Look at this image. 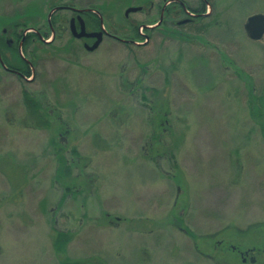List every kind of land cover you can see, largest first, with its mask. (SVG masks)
Segmentation results:
<instances>
[{
	"label": "rangeland",
	"instance_id": "obj_1",
	"mask_svg": "<svg viewBox=\"0 0 264 264\" xmlns=\"http://www.w3.org/2000/svg\"><path fill=\"white\" fill-rule=\"evenodd\" d=\"M166 2L0 0V264H242L231 246L264 244V39L246 30L264 0L150 32ZM78 11L110 34L96 51ZM15 47L27 79L4 70Z\"/></svg>",
	"mask_w": 264,
	"mask_h": 264
},
{
	"label": "flooded vegetation",
	"instance_id": "obj_2",
	"mask_svg": "<svg viewBox=\"0 0 264 264\" xmlns=\"http://www.w3.org/2000/svg\"><path fill=\"white\" fill-rule=\"evenodd\" d=\"M173 3L174 2H171V0H167L165 6H161L162 13H161V10H160V16H158L159 17V21H157V23L154 24L155 27H147V29L148 28L150 29V32L153 31L154 29H159L160 30V29H162V27L166 28V26L169 25L168 27L171 28L170 30L175 31L176 34L177 33H182L185 30L184 27H188L189 26V27H194V29H196L198 24L196 23L195 20L201 18L199 16H202L203 19L205 18L206 4H207L206 0H200V4L199 5H201V6L199 8H197V7L196 8L187 7V5H185L184 1H180V2L175 3V4H173ZM173 7L175 9L171 10ZM60 8L63 9V10L65 9V7H63V6L59 7V9ZM67 8H68V6H67ZM203 9L205 10L204 13H202V14L198 13L200 10H203ZM66 10H68V9H66ZM70 10H71V8H70ZM73 12L76 13V11H73ZM173 13H176V16L180 17L179 21L172 20L173 19V17H172ZM87 14L88 13H80V14L77 13L76 17H72L71 18V20L75 19L74 21L76 23L77 29L79 30V28H80L79 27L80 26L79 25V23H80L79 21L80 20H78L79 19L78 17H81L82 21H84L85 26H86V30L85 31H87L88 33H97V32L103 31L102 27H103L104 24H101L99 29L97 28L96 30L92 29V27L88 28L87 21H86L87 20V18H86ZM71 20H70V24H71ZM174 28H177V30L174 29ZM180 29H182V30H180ZM20 33L21 32L19 31L17 33V36L21 35ZM70 33H71V31H70ZM32 34H35V33H32ZM35 35L39 36V40H40V38L42 39V37H43V34L42 33L40 34V32H39V34H35ZM108 37H110V34H108L107 31L105 30L104 39L103 40H105V38H108ZM18 41H19V39H18ZM80 41L84 42V48L86 47V45L92 46L95 43V39L84 38L82 40L80 39ZM12 48L13 47H11V49ZM15 48L17 50H19V48H17V47H15ZM22 60L25 62L26 66H30L31 67V65L29 63V60H27L25 58L22 59ZM20 64H22V66L24 65V63L21 60H20ZM4 67H5L4 70L8 71L9 74L10 73L11 74H15L19 78L20 77H22L24 79L28 78L27 76L24 75V72L14 70V69L10 68L8 65H6ZM258 233H259L260 237L264 241V234H262L263 231L261 229H259ZM192 237L195 238L194 236H192ZM211 238L214 240L215 236L211 237ZM226 243H228V241L223 239V240L218 242V245L224 246V245H226ZM222 251H224V250H222ZM230 251H232L234 253V255H235V257L233 259H235V261H237V259L240 258L241 261H242V264H264V244H260V246L253 247V248H250V247L241 248L240 246H236L235 245V246H231L229 252ZM118 256H119V254H116L115 258H117ZM207 258L212 259V260L216 259L215 257H212V256H208ZM225 261H226V264H230V261H228V260H225Z\"/></svg>",
	"mask_w": 264,
	"mask_h": 264
},
{
	"label": "trees",
	"instance_id": "obj_3",
	"mask_svg": "<svg viewBox=\"0 0 264 264\" xmlns=\"http://www.w3.org/2000/svg\"><path fill=\"white\" fill-rule=\"evenodd\" d=\"M205 10H200L198 13L202 14L204 13ZM201 18L195 20L196 23L198 24L197 25V28H196V33L198 34H201L203 31H204V28H206V25L204 24V19L202 16H199ZM86 18H87V25H88V28L89 27H92V29H99L100 25L102 24L100 19H98L95 15H93L92 13H88L86 15ZM27 30V28H26ZM137 31V30H136ZM38 38V36H36L35 34H29L27 37H26V40L24 42V46H23V49H24V52H27V47L29 45V43ZM135 42H139L138 40H141L143 38L140 37V35L138 34V31L136 32V37H135ZM1 46H3V42L1 41ZM4 46H7V45H4ZM9 46V45H8ZM9 49H11V47L9 46ZM17 52H19V50H17ZM19 56H20V60L24 63V65L22 66V64L19 65V62L17 64H10L8 65L10 68L14 69V70H17V71H21V72H24V75L29 77L30 76V66H26L25 62L22 60L23 58L21 57L20 53H19ZM26 105L28 108H30L29 110L31 111L33 109V111H36V112H33L32 115H35V113H37V111L39 110L40 108V104L39 102L34 99L33 97H31V95L27 94L26 93ZM259 107V106H258ZM32 112V111H31ZM59 233V232H58ZM57 233V236L55 238V246L57 247L58 250L62 249V248H65V245H67V243L70 241V235L69 234H65V233H62L63 235H60V233L58 234Z\"/></svg>",
	"mask_w": 264,
	"mask_h": 264
},
{
	"label": "water",
	"instance_id": "obj_4",
	"mask_svg": "<svg viewBox=\"0 0 264 264\" xmlns=\"http://www.w3.org/2000/svg\"><path fill=\"white\" fill-rule=\"evenodd\" d=\"M57 9H55L52 12L55 13L57 11ZM141 10H142V8H129L126 11L125 16L128 17L129 14L136 13V12H139ZM78 12L81 13V11H78ZM78 18H79L78 20H80L79 21L80 22L79 23V25H80L79 30L76 27V23L74 21L75 19L71 20L70 31H71L73 37L75 39H78V40H80V39L82 40L84 38L95 39V43L92 46L86 45L85 48L89 52L96 51L103 42L104 33H105V30H103L104 28L102 27L103 31H101V32L88 33L87 31H85L86 26H85L84 21H82L81 17H78ZM246 30L248 32L249 38L252 41H255V42L262 41L264 39V14H256V15L249 17L247 20V23H246Z\"/></svg>",
	"mask_w": 264,
	"mask_h": 264
}]
</instances>
